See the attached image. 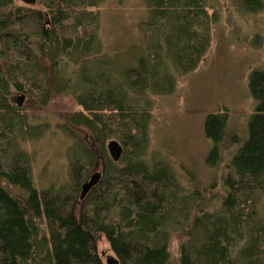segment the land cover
I'll return each instance as SVG.
<instances>
[{
    "label": "trees",
    "instance_id": "16d2710c",
    "mask_svg": "<svg viewBox=\"0 0 264 264\" xmlns=\"http://www.w3.org/2000/svg\"><path fill=\"white\" fill-rule=\"evenodd\" d=\"M94 1L39 0L48 9L47 25L40 9L0 0V264H104L99 236L120 264H264V66L248 74L255 108L243 133L228 131L224 112L205 116V165L220 170L210 186L201 187L200 180L185 193L169 165L145 159L149 111L139 103L151 95H172L177 80L192 73L207 53L216 17L205 0H147L145 26L154 38L136 65L121 71L116 86L99 87L95 75L65 83L76 89L83 108L71 116L72 126L90 132L105 160L104 177L85 203L78 209L76 194L89 173L78 164L72 165L76 194L47 195L34 186L27 157L12 144L11 137L16 131L22 135L26 124L15 119L9 88L29 101H45L49 92L38 81L45 71L40 60L65 58L69 48L79 49L81 29L87 41L93 40ZM233 2L243 12L264 9V0ZM16 54L30 75L11 62ZM52 85L59 81L54 78ZM113 138L123 147L117 162L104 150ZM96 154L85 148L89 165ZM216 189L211 199L217 203L210 205L208 196ZM175 234L180 244L172 257ZM245 237L247 243L238 246Z\"/></svg>",
    "mask_w": 264,
    "mask_h": 264
},
{
    "label": "rangeland",
    "instance_id": "374dc122",
    "mask_svg": "<svg viewBox=\"0 0 264 264\" xmlns=\"http://www.w3.org/2000/svg\"><path fill=\"white\" fill-rule=\"evenodd\" d=\"M146 1H94L95 5L90 10L97 18L89 33L93 34V40L87 41L88 36L81 29L79 36L83 43L79 49L74 51V48H69L65 58L53 57L52 61L41 58L45 71L44 77H39L38 81L49 92L43 103L34 99L29 101L24 96L19 105L18 100L24 94L10 86L7 98L18 110L15 119L26 124L22 135L18 134L21 132L18 130L11 137L12 144L27 157L34 186L47 195L76 194L72 174L74 164L88 171L87 180L95 172L101 174V180L104 177L105 160L90 132L82 127L75 128L70 122L71 116L83 111V108L74 96L76 89L68 88L65 83L85 82L88 76L95 75L94 81L99 87L116 86L121 71L135 66L137 58L146 52L147 45L154 38L153 29L145 26L149 19ZM205 1L210 6L209 13L215 14L216 23L211 25L210 47L198 67L177 80L172 95H151L148 102L139 103L149 111L145 159L151 164L161 162L169 165L179 187L186 189L185 193L200 180L201 187H206L211 185L215 176H220V170H211L205 165L209 148L203 135L205 116L211 112H224L228 115V131L243 133L247 119L255 108L248 90V74L264 66V9L243 12L233 0ZM14 5L40 9L48 25V9L39 0L34 6H27L19 0H14ZM157 23L159 25V21ZM24 61L17 54L11 59L29 74L31 71L27 70ZM94 68L99 71L94 72ZM54 78L59 81L57 87L52 85ZM133 95L139 98V95ZM113 140L121 144L119 139ZM108 141L104 150L106 157L110 158L106 149ZM85 148L97 152L93 165H89L91 161L84 155ZM11 151L9 149L4 154L8 163L13 155ZM217 191L208 196L210 205L217 203V199H211ZM88 194L80 199V189L77 191L78 209L85 203ZM260 207L262 211L263 198ZM246 241V237L241 239L238 246H243ZM179 244L177 234L173 235L170 242L172 257L178 256ZM97 247L105 264V257L114 253L103 236L97 238Z\"/></svg>",
    "mask_w": 264,
    "mask_h": 264
},
{
    "label": "water",
    "instance_id": "95a60500",
    "mask_svg": "<svg viewBox=\"0 0 264 264\" xmlns=\"http://www.w3.org/2000/svg\"><path fill=\"white\" fill-rule=\"evenodd\" d=\"M27 6H34L38 0H19ZM24 96H21L18 103H22ZM106 149L110 159L114 162H117L123 153L122 145L116 140H109L106 144ZM101 181V174L95 172L91 174L89 179L84 182L80 188V199H83L93 188H95ZM105 264H120L119 260L115 255H107L105 257Z\"/></svg>",
    "mask_w": 264,
    "mask_h": 264
},
{
    "label": "flooded vegetation",
    "instance_id": "af4514ba",
    "mask_svg": "<svg viewBox=\"0 0 264 264\" xmlns=\"http://www.w3.org/2000/svg\"><path fill=\"white\" fill-rule=\"evenodd\" d=\"M22 96H24V95H22ZM20 99V98H19ZM19 101V100H18ZM87 181V180H86Z\"/></svg>",
    "mask_w": 264,
    "mask_h": 264
}]
</instances>
